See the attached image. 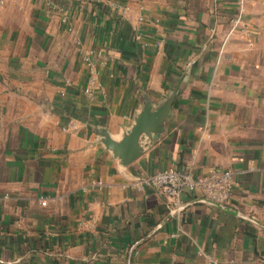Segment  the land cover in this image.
<instances>
[{
  "label": "crops",
  "instance_id": "0c3cea01",
  "mask_svg": "<svg viewBox=\"0 0 264 264\" xmlns=\"http://www.w3.org/2000/svg\"><path fill=\"white\" fill-rule=\"evenodd\" d=\"M53 3L0 11V264H264V0L230 36L239 0ZM169 98L165 131L124 165L104 134ZM169 167L232 170L239 215L173 213L144 183Z\"/></svg>",
  "mask_w": 264,
  "mask_h": 264
},
{
  "label": "built area",
  "instance_id": "2783aa9c",
  "mask_svg": "<svg viewBox=\"0 0 264 264\" xmlns=\"http://www.w3.org/2000/svg\"><path fill=\"white\" fill-rule=\"evenodd\" d=\"M51 13L54 11L53 0H43ZM7 0H0V11L5 8ZM246 0H239V13L233 20V26L229 36L243 25V14ZM143 18L140 17L139 20ZM60 20L63 24L69 22V16L62 13ZM73 125H75L73 123ZM144 183L154 188L161 196L165 197L172 205L176 213H180L182 208L187 205L180 201L183 193H191L198 197H207L222 204H228L233 196L234 177L232 170L214 171L207 176H196L189 171H181L174 167L158 171L144 180ZM104 182L101 180H92L90 187L92 189L102 188ZM194 198V199H195ZM44 199L42 205H46Z\"/></svg>",
  "mask_w": 264,
  "mask_h": 264
},
{
  "label": "water",
  "instance_id": "95a60500",
  "mask_svg": "<svg viewBox=\"0 0 264 264\" xmlns=\"http://www.w3.org/2000/svg\"><path fill=\"white\" fill-rule=\"evenodd\" d=\"M173 98H169L157 111H152L151 104L146 103L141 112L135 116L133 125L124 132L121 140H114L107 132L104 134L103 142L124 165L139 157L153 143L154 137H160L165 131ZM194 203H204L226 213L239 215L238 210L207 197L193 199L182 210ZM176 212L177 210H173V213Z\"/></svg>",
  "mask_w": 264,
  "mask_h": 264
},
{
  "label": "rangeland",
  "instance_id": "374dc122",
  "mask_svg": "<svg viewBox=\"0 0 264 264\" xmlns=\"http://www.w3.org/2000/svg\"><path fill=\"white\" fill-rule=\"evenodd\" d=\"M4 50V44L2 39H0V52H2ZM0 64L4 66V61H2V59L0 58Z\"/></svg>",
  "mask_w": 264,
  "mask_h": 264
}]
</instances>
